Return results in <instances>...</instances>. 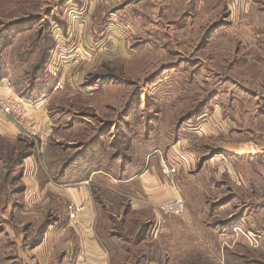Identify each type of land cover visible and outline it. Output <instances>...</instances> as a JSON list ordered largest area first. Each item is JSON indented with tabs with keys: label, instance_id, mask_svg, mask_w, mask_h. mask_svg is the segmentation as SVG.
Masks as SVG:
<instances>
[{
	"label": "rangeland",
	"instance_id": "rangeland-1",
	"mask_svg": "<svg viewBox=\"0 0 264 264\" xmlns=\"http://www.w3.org/2000/svg\"><path fill=\"white\" fill-rule=\"evenodd\" d=\"M263 4L0 0V76L42 98L52 122L49 136L35 127L37 135L0 137V264L72 263L61 235L65 183L91 188L103 231L116 235L117 264H146L145 255L151 264H212L207 231L213 253L226 233L231 258L253 257L264 226L252 231L245 220L236 234L251 193L237 182L264 186L251 164L264 159V73L242 76L237 59L264 54ZM162 158L178 168L182 217L160 212L139 180L156 160L163 173Z\"/></svg>",
	"mask_w": 264,
	"mask_h": 264
},
{
	"label": "crops",
	"instance_id": "crops-1",
	"mask_svg": "<svg viewBox=\"0 0 264 264\" xmlns=\"http://www.w3.org/2000/svg\"><path fill=\"white\" fill-rule=\"evenodd\" d=\"M259 9L264 12V4L263 6L259 5ZM6 80H10L7 76H0V94H11L13 91L18 93L14 87V90H11L7 88L6 86ZM11 81V80H10ZM13 83V82H12ZM14 85V84H13ZM19 94V93H18ZM29 118L31 119L33 125L38 129L41 135L49 136V131L52 127V122L49 118V115L47 114L46 110V104L45 101L42 100V98L37 99H29ZM21 128L9 117L5 116L0 111V137L3 138H16L18 135L22 134ZM241 143H231L230 146H240ZM228 149V148H227ZM231 152H235L237 154H240L232 149H228ZM252 152V151H251ZM155 161V160H153ZM252 167L256 169L258 172H260L263 177V185H264V163L261 162L259 159H255V161H252ZM159 164L157 160L150 164V166H147L145 170L140 174V179L143 183V187L145 190V194L147 196V199L150 200L151 203H159L160 201L170 198L175 194V189L171 185V180L175 181L176 185V178L173 176L168 177L166 175H162L161 171L159 170ZM229 168V167H228ZM100 175H95V177H92L95 179L100 178ZM134 181L132 178L127 181L125 184H130L132 181ZM238 188L243 189L244 187H249L251 189V193L247 194L244 197V204L246 203L247 206H250V208H247V212L244 215V218L242 221H237L236 223V234L239 235L237 230L239 225H242L245 220L247 221V225L250 226V228L253 230H256L259 228V226H264V192L262 195L256 194L264 189V186L258 185L256 180L253 177L248 178L247 180H243L241 182L238 180L237 182ZM78 186V187H75ZM123 186H129V185H123ZM178 186V185H177ZM179 188V186H178ZM180 189V188H179ZM60 191L62 192V196L64 199L66 198L71 205H81L85 204V210L80 212L78 215L73 217L71 215L70 209H68V214L70 213L69 218V224L66 225L64 232L61 234H64L65 239H70L71 241V248L69 250V253L73 251L74 257L70 258L71 264H77V260L79 255H86L94 264H117L120 263L118 258L116 257V252L113 250L114 248L111 246L114 235L108 234L105 230L103 231L102 222L103 218H101L103 215L99 212V209L97 208L95 201H94V195L86 183H79L78 185H69L65 183V186H63ZM186 200V199H185ZM187 205V201H186ZM188 209V208H187ZM194 211V209H192ZM187 211V210H186ZM192 214V213H191ZM197 215H200L198 212ZM191 216V215H190ZM232 221V220H231ZM230 222V221H229ZM261 231H264V228H260ZM251 231V232H252ZM223 234V241H221L222 244H224L223 249L221 248V253L215 254L213 253V248L215 246L214 240L210 237L212 233L207 231L205 235L208 238V240H205L203 242L204 246H202L206 251V256H208L205 262L209 261V258L213 261L212 264H229L230 261L233 260V264H263L264 263V240H260V242H256V245H251L257 250L255 255L251 258H244V256H240L236 254L233 251L232 258L228 255V246H232L229 243V235L226 233ZM60 235V236H61ZM228 236V237H227ZM260 238L264 239L263 236H259ZM226 239V240H225ZM236 242V240L234 239ZM261 243V244H260ZM220 244V243H219ZM228 245V246H227ZM227 246V247H226ZM190 247L195 248L196 244H191ZM192 252V253H191ZM191 254L195 255V251H190ZM240 254V253H239ZM117 258V259H116ZM149 259L147 258V262ZM62 264H64L63 259H61ZM153 261H151L152 263ZM150 263V264H151ZM156 263V262H155ZM191 264H199V262L196 260L195 256L193 259L190 260ZM157 264V263H156Z\"/></svg>",
	"mask_w": 264,
	"mask_h": 264
},
{
	"label": "built area",
	"instance_id": "built-area-1",
	"mask_svg": "<svg viewBox=\"0 0 264 264\" xmlns=\"http://www.w3.org/2000/svg\"><path fill=\"white\" fill-rule=\"evenodd\" d=\"M7 88L14 90V85L12 81L6 80ZM29 100L20 94L13 91L11 94H0V111L11 120H13L22 130L31 135H37L35 126L33 125L31 119L29 118ZM21 132V133H22ZM42 139V138H41ZM45 144V141H42V145ZM45 147V146H44ZM40 152V150H39ZM162 161V169L164 175L171 177L178 172V168L170 165L164 158ZM171 185L175 189V194L167 199L160 201L157 204V208L163 214H170L173 216L182 217L186 213L187 205L186 200L181 194L178 186L175 181L171 180ZM85 204L81 205H70L69 209L71 215L75 217L80 212L85 210ZM162 231H166L167 227L162 225ZM77 264H94L86 255H79Z\"/></svg>",
	"mask_w": 264,
	"mask_h": 264
},
{
	"label": "trees",
	"instance_id": "trees-1",
	"mask_svg": "<svg viewBox=\"0 0 264 264\" xmlns=\"http://www.w3.org/2000/svg\"><path fill=\"white\" fill-rule=\"evenodd\" d=\"M246 51H241L239 53L240 55H239V59H237V61H238L237 63H239L240 70L238 72L241 73L242 76L249 74V75H252L251 78L256 79V76H255L256 72H263L264 73V54L263 55L261 53L258 54V52H255L254 54H252V52H246ZM248 78H250V77H247L246 80H248ZM35 90L37 93L38 92L45 93L46 87H44V86L38 87L37 86L33 89V91H35ZM17 92L19 94L21 93V92H19V90ZM29 98L30 99H37V98H39V96L35 97V95L30 94ZM263 101H264V99H263ZM21 136H24V135H21ZM1 138H3V137H1ZM4 140L9 141V139H7V138H4ZM259 160L264 163V159H259ZM115 236L116 235H114V238H115ZM147 258H148V255H145V259H147ZM146 264H147V260H146Z\"/></svg>",
	"mask_w": 264,
	"mask_h": 264
}]
</instances>
